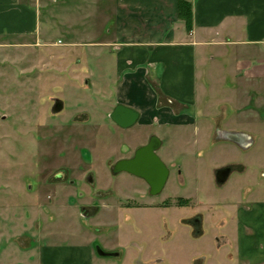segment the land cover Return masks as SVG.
<instances>
[{"label": "rangeland", "instance_id": "1", "mask_svg": "<svg viewBox=\"0 0 264 264\" xmlns=\"http://www.w3.org/2000/svg\"><path fill=\"white\" fill-rule=\"evenodd\" d=\"M112 4L113 0H48L50 19L40 4L36 37L0 39V264H38L39 247L54 250L92 241L105 251H120L121 256L100 257L93 252L91 264H146L152 258L160 260L154 264H194L197 257L203 258V264H237L238 233L231 220L240 206L235 204L237 198L251 187L258 199H264L260 176L264 80L246 88L243 77L213 71L202 77L198 87L194 123L121 128L108 116L116 102L114 62L105 46L90 45L105 38V11ZM36 39L40 43H34ZM52 97L64 103L56 114L51 113ZM254 105L259 106L254 109ZM218 129L248 133L251 148L243 151L219 140L214 137ZM149 134L162 142L158 153L171 156L174 165L185 170L183 187L204 189L210 212L216 211L224 223L219 247L212 233L194 239L192 233L178 231L167 240L163 229L156 242L149 243L151 247L131 246V240L141 243L159 230L153 217L146 218L151 224L146 225L148 230L136 232L138 226L130 230L133 224L124 220L132 219L131 214L119 209L116 199H97L86 183L71 186L52 178L61 168L68 170V179L90 170L95 190L110 184L120 192L125 180L122 176L112 180L107 165ZM230 161L245 163L247 174L232 173L218 186L213 168ZM77 170L84 172L77 175ZM196 173L198 182L193 178ZM168 187L181 189L174 180ZM88 196L98 215L85 220L80 206Z\"/></svg>", "mask_w": 264, "mask_h": 264}, {"label": "crops", "instance_id": "2", "mask_svg": "<svg viewBox=\"0 0 264 264\" xmlns=\"http://www.w3.org/2000/svg\"><path fill=\"white\" fill-rule=\"evenodd\" d=\"M184 1L191 7L190 30L178 17V0H113L105 11V38L90 44L105 46L114 62L112 107L135 109L145 125L194 123L198 87L210 73L243 77L246 88L264 80V0ZM40 4L50 19L48 0H0V39L36 37ZM245 192L231 216L237 264H264V199ZM47 247H39L38 264L92 263L90 245Z\"/></svg>", "mask_w": 264, "mask_h": 264}, {"label": "flooded vegetation", "instance_id": "3", "mask_svg": "<svg viewBox=\"0 0 264 264\" xmlns=\"http://www.w3.org/2000/svg\"><path fill=\"white\" fill-rule=\"evenodd\" d=\"M84 85L85 86L88 85L86 80L84 81ZM56 99H60L61 101H63L61 98H57V97L50 98V101L52 102L50 108H52ZM111 111L108 113V116L111 113ZM134 124H139L140 126H146L144 123L140 122L139 114ZM152 135L153 134L147 136V139L143 143L137 145L129 153L117 155L114 161L113 162L110 161L109 164L107 165L112 180L117 179L120 176H122L123 180H125L126 184H123L120 192L117 191L115 188L112 189V187H108L110 184L107 187L105 186L106 188L95 190L96 179L94 178L93 173L90 172V170H88L89 172L77 170L79 172V174L77 175H80V172H84L83 175L81 174L80 176H77L78 179L77 178L68 179L67 178L68 170H66L65 168H61L52 174V178L55 180V182H60V183L67 182V184L71 186H79L81 183L82 184L86 183L91 188H93L91 196L97 199H101V200H104L106 198L116 199L115 204L117 205V207L119 209H124L126 210V213L131 214L132 219L126 218L124 220L126 224L129 223L133 224L131 226L129 225L130 230H132L133 228L132 226L134 227L138 226V229L135 230L136 232H139L137 230H140V228L143 230H148L149 229L148 226H151V224L148 225V223H146L147 222L146 218L153 217L152 221H154L155 228H158L159 230L154 233H151L145 239L143 240L141 239V243L140 242L136 243L131 240L130 242L131 246L151 247V245L149 246V243L152 240L156 242L157 235L160 234L163 229L165 232L167 231V240L174 238V236L178 231L184 233L188 232L189 234L192 233L195 236L194 239H200L208 235L209 233H212V235L214 236L215 243L217 247H219L218 235L222 236L223 233H221V231L224 232L225 230L223 220L216 216L217 213L216 211L210 212L209 209L210 200L208 199V197L205 196L204 189L201 192L200 188H198V185L197 188L195 189L192 188L193 186H190L187 189L183 187V184L186 179L185 170H182L179 165L176 164L174 165L173 158L171 156L163 157L158 153L162 144L160 139H159L160 145L158 148L154 150H150V152L151 151L152 152L149 155L143 154L142 156H140L138 164L130 166V168L138 171L139 174H134L128 170L119 171V172L115 171V164L119 160L133 159L136 150L139 147L147 144ZM214 137H216V133L214 134ZM231 143L243 151L249 150L252 145L251 143L249 147L243 148L242 146H239L233 142ZM242 143L240 145H243ZM221 168L229 169V175H228L229 178V176L232 173L236 172L241 174L242 171L245 170L246 166L245 163L242 162L230 161L220 166L214 167L212 171L213 180L215 184H217L218 186L223 185L227 181L226 180L223 183L216 182V178H215L216 171ZM193 170L194 168L190 169L189 171L192 173ZM193 178L194 181L198 182L197 173L194 174ZM172 180H174L175 182L178 181V184L181 186L179 192L175 187L173 188L168 187ZM151 184L154 185V188L151 187ZM159 186H160L159 190L156 191L157 187ZM247 189H249V193H251L253 190L251 187ZM195 190H196V194H194ZM118 200L121 201L118 202ZM91 201H92L91 197L88 196L86 197V203L80 206V215L84 217L85 220L92 217H97L98 215L97 214L98 207L92 205ZM117 223L119 222H112L111 225L114 226ZM98 231L100 232L101 230L96 229V232ZM106 241L107 238L105 239V244L108 243ZM89 245L90 247H93L95 253H96L95 251L96 248L103 247L93 241ZM96 255L98 254L96 253ZM120 256L121 253L119 251V256L112 258L119 259ZM157 262H160V260L157 258H152L144 263L154 264ZM194 264H203V258L197 257L196 259H194Z\"/></svg>", "mask_w": 264, "mask_h": 264}, {"label": "water", "instance_id": "4", "mask_svg": "<svg viewBox=\"0 0 264 264\" xmlns=\"http://www.w3.org/2000/svg\"><path fill=\"white\" fill-rule=\"evenodd\" d=\"M63 101L60 99H56L55 103L53 104L51 108V113L56 114L60 112L63 109ZM109 118L116 123L118 126L122 128H127L132 126L137 118H138V112L128 106H125L123 104H116L111 113L109 114ZM216 136L219 140L224 141H230L233 142L239 146H242L243 148H247L252 143V139L247 135L246 133L239 132V131H230V130H221L218 129L215 131ZM243 142V143H242ZM243 145H240V144ZM160 145V140L155 135H152L148 141L147 144L139 147L136 152L135 156L131 160H119L115 164V171H125L128 170L134 174H139L138 171L130 168V166L138 164L140 156L143 154L149 155L151 154L150 150H154L158 148ZM145 151V152H144ZM159 163V162H158ZM229 175V169L228 168H221L216 171L215 178L217 183H223L227 180ZM164 180V179H162ZM162 184V181H161ZM151 187L154 188V185L151 184ZM160 186L157 187L156 191L159 190ZM155 191V192H156ZM96 253L101 257H118L119 251H105L102 248L98 247L95 249ZM143 264V263H138Z\"/></svg>", "mask_w": 264, "mask_h": 264}, {"label": "trees", "instance_id": "5", "mask_svg": "<svg viewBox=\"0 0 264 264\" xmlns=\"http://www.w3.org/2000/svg\"><path fill=\"white\" fill-rule=\"evenodd\" d=\"M178 17L185 23L186 30L191 29V7L184 0H178Z\"/></svg>", "mask_w": 264, "mask_h": 264}]
</instances>
